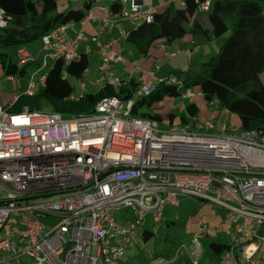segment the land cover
Here are the masks:
<instances>
[{
  "label": "built area",
  "instance_id": "2783aa9c",
  "mask_svg": "<svg viewBox=\"0 0 264 264\" xmlns=\"http://www.w3.org/2000/svg\"><path fill=\"white\" fill-rule=\"evenodd\" d=\"M118 3L114 12L97 7L107 14L102 19L109 28L124 21L151 23L156 14L153 0ZM210 6L204 0L199 8L205 13ZM3 15L0 9V26ZM65 25L41 38V68L49 58L66 64L78 58L83 32L66 39ZM128 35L119 31L124 41ZM99 50L102 76L96 84L118 93L128 81L109 68L123 57L109 45L99 44ZM15 56L17 68L37 61L25 46ZM41 68L7 105L0 93V264H126L130 239L146 230L148 217L157 224L164 208L178 206L185 196L223 210L228 247L214 264H264L258 257L264 245V135L215 125L213 117L165 128L132 116L136 100L157 84L182 86L174 75L152 71L134 96H105L89 114L64 117L26 106L13 111L20 95L33 96L44 86L46 74L35 77ZM194 95L187 89L182 96ZM33 199L40 201L23 203ZM124 209L130 216L123 217ZM40 218L56 223L46 226ZM209 229L199 224L201 234ZM185 250L180 245L175 257Z\"/></svg>",
  "mask_w": 264,
  "mask_h": 264
},
{
  "label": "trees",
  "instance_id": "16d2710c",
  "mask_svg": "<svg viewBox=\"0 0 264 264\" xmlns=\"http://www.w3.org/2000/svg\"><path fill=\"white\" fill-rule=\"evenodd\" d=\"M204 0H183V7L171 10L169 7L156 13L151 23H143L129 30L127 41L135 46L139 56H147L150 49L159 42L171 44L187 35L199 37H223L219 51L196 71L175 72L182 86L160 83L149 96L138 98L131 114L134 117L154 120L163 125L161 114L156 106L166 98L182 96L187 89L199 92L205 102L217 103L220 109L235 115L241 132H258L264 135V0H214L205 12L210 28L200 22L195 15L189 27L185 26V15L199 7ZM117 1L110 4L111 11H118ZM5 25L0 26V70L7 76H24L26 66L17 68L11 60L9 49L14 53L19 46H27L58 26L79 22L87 16L90 3L82 7L58 10L57 0H0ZM30 65V64H29ZM88 67L86 55L78 56L75 61L64 63L57 59L46 73L44 86L33 96L19 97L13 111L23 107L39 110L50 106L62 116L89 114L100 99L110 95L124 94L131 98L137 90L133 81L113 93L109 87L103 91L84 93L70 99L74 88L69 77L82 80ZM65 74V76H63ZM198 107L194 103L185 106L178 118V124L188 123L196 117ZM175 115L170 113L168 123L173 124ZM179 206V205H178ZM168 226L167 220H165ZM172 223V222H171ZM153 232L146 229L140 238L147 242ZM209 249L218 259L225 252L228 243L210 242Z\"/></svg>",
  "mask_w": 264,
  "mask_h": 264
},
{
  "label": "rangeland",
  "instance_id": "374dc122",
  "mask_svg": "<svg viewBox=\"0 0 264 264\" xmlns=\"http://www.w3.org/2000/svg\"><path fill=\"white\" fill-rule=\"evenodd\" d=\"M71 8H74V5H72ZM218 41L222 43L223 37L218 38ZM37 42L38 41L28 44V49L36 52L39 49V44ZM218 51L219 50L216 51L215 55ZM9 53L11 60L16 61L13 49H9ZM38 54H40V52ZM92 60V55H90L89 67H93L92 65L94 62ZM53 62L52 59H49V64L44 68H41L40 62L30 64L25 69V76L19 77V75H16L13 77V81L7 79L4 75H0L2 102L6 103V105L10 103L14 95L19 94L20 90L25 89L30 75L34 73L36 69L41 68L39 73L35 76L38 79L39 76L47 73ZM189 66L190 64L188 63L187 67L189 68ZM191 66L192 68L196 67L195 65ZM168 73L169 71H166L164 74ZM96 76L97 75H94V70L84 75L82 81L85 83L86 93L95 94L97 92L98 88L92 84L95 82ZM68 80L75 90V95H80L81 87L78 80L73 77H69ZM190 102V99H184L182 96L167 98L161 102L156 111L164 115L173 113L176 118H179L181 108ZM209 107V105L207 106V104H205L199 111V117H204L205 115L209 116L212 112L215 114L221 112L217 103L213 105V111H211ZM39 111L54 112L50 106L41 108ZM226 118H229V120L226 121ZM221 120L227 122L228 125L241 132L238 128V119L235 115H230L228 117V113L222 111ZM161 126L167 127L165 125ZM4 198L5 193L0 190V200ZM38 201H40V199L26 200L23 203L29 204ZM163 211V218L157 224H153L149 217L147 219L148 224L146 229L154 233L151 239L147 242H144L140 237H132V239H130V245L126 248L124 253L126 264H214L221 258L215 259L212 251L208 247L210 242L228 243V237L224 233L225 225L222 223L223 210L220 209V207L208 205L196 198L185 196L180 197L179 206H166ZM122 215L123 217H128L130 216V212L124 209L122 210ZM39 220L46 226H53L56 223L52 218H40ZM165 220L170 223L168 226ZM200 223H206L210 228L206 236L200 233ZM182 244L186 246V250L175 257L176 249ZM258 257L262 260V263H264V245H262ZM24 259L25 258H22L23 262Z\"/></svg>",
  "mask_w": 264,
  "mask_h": 264
},
{
  "label": "crops",
  "instance_id": "0c3cea01",
  "mask_svg": "<svg viewBox=\"0 0 264 264\" xmlns=\"http://www.w3.org/2000/svg\"><path fill=\"white\" fill-rule=\"evenodd\" d=\"M114 1L117 0H57L59 11L80 8L82 7L83 3H90V9L84 19L79 22H72L65 25L66 27L64 30V37L66 39H73L76 36L75 33L82 30V39L78 42V45L76 47L78 56L84 54L88 59V67L83 73L82 79L85 74H89L90 72H92V70H94V75L97 76L95 82L92 84L98 88L97 92L106 89H100V86L96 84L97 79L102 76L101 68L103 57L99 50V44L109 45L112 50L119 53L123 57V61L116 60L111 63V66L109 68V72L111 73V75L117 76L122 80L128 81L127 85L133 81L137 84V90L141 80L144 77L147 78V72L152 71L157 77H168L170 75H174L175 72H184L185 70L191 72L196 71L202 63L206 62L210 57H213L216 51L219 50L220 46L222 45V43L218 41V38L199 36L193 37L191 35H187L183 39L174 41L171 44H166L163 42L156 43L154 45L155 47L153 46V48L150 49L149 54L147 56H139L135 46L130 44L127 40L124 41L119 38V31L121 29H125L129 32V30L135 28L136 25L124 21L118 22L113 28H109L105 26L103 22L102 18H104L107 14L104 11L98 9L97 7L101 5L109 8L110 4H112ZM210 1L211 3L214 2V0ZM72 5H74V8H71ZM153 5L156 8V13H161L169 7L171 8V10L182 8L183 0H153ZM196 14L200 15L199 18L201 24L205 28H210L205 13L201 12L199 7H196L195 9L190 10L186 13L185 26H190ZM94 38L96 40H93ZM37 43L39 44V49L36 52L31 51L30 49H28V46H25L26 49L37 59L34 64L41 62L44 54L42 41L39 40ZM39 52L40 54H38ZM90 55H92L93 58V67H89ZM49 59L47 60V65L49 64ZM188 63L190 64L189 68L187 67ZM191 65H195L196 67L192 68ZM166 71H169V73L164 74ZM83 84L84 87L83 90L81 89L80 95L76 96L75 90L73 91L72 96L74 98L80 97L84 93H86L85 83L83 82ZM136 92L134 93V95L136 94ZM194 93L195 95L193 97L187 98L191 100L190 103H194L198 107L199 111L200 109H202V107L205 106V104H207V106H210V110L213 111L214 104L211 106L210 103H206L203 98L199 94H197L198 92L194 91ZM121 95L124 96L125 93ZM183 98L186 99V97ZM160 104L161 103L156 106V109ZM185 106L181 108V111L185 108ZM199 111L196 117H190L188 123L192 122L193 120L202 121L205 118L213 117V122L215 123V125H221L222 123L227 124V122H223L221 120L222 111L225 110L220 109L221 112H218L216 114L212 112L211 114H209V116L205 115L204 117H199ZM169 115L170 113H167L166 115L161 114L163 119V125H167ZM229 116L230 114L228 113V117ZM225 120L228 121L229 118H226ZM177 124L178 118L174 117L172 125Z\"/></svg>",
  "mask_w": 264,
  "mask_h": 264
},
{
  "label": "water",
  "instance_id": "95a60500",
  "mask_svg": "<svg viewBox=\"0 0 264 264\" xmlns=\"http://www.w3.org/2000/svg\"><path fill=\"white\" fill-rule=\"evenodd\" d=\"M198 200H201V199H198ZM3 204L2 202H0V205Z\"/></svg>",
  "mask_w": 264,
  "mask_h": 264
}]
</instances>
